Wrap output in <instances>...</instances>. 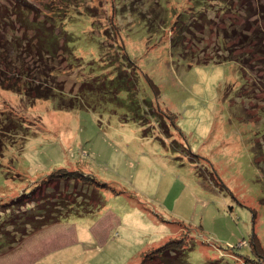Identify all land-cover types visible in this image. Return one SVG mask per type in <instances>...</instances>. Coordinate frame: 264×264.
Wrapping results in <instances>:
<instances>
[{"label":"rangeland","instance_id":"374dc122","mask_svg":"<svg viewBox=\"0 0 264 264\" xmlns=\"http://www.w3.org/2000/svg\"><path fill=\"white\" fill-rule=\"evenodd\" d=\"M158 1L123 0L129 3L122 7L114 6L112 0H0V10L4 4L16 13L17 6L25 3L34 9L27 11L29 15L41 21L67 8L60 20L80 14L87 24L90 16L93 28L87 31L104 38L106 51L100 59L91 44L76 41L77 57L88 69L76 56L71 61L60 52L49 64L54 69L51 77L35 78L30 73L22 80L19 69L12 77L1 76L0 113L21 117L25 130L8 138L0 156V204L19 195L29 181L53 166L78 167L109 185L92 187L104 202L93 201L87 211L76 213L80 207L64 222L26 235L11 230L17 237L7 239L19 240L0 254V264H141L152 257V251L183 235L196 242L189 252L190 264H264V86L258 82L260 91L254 92L255 73L247 71L252 81L246 85L236 64L217 65L218 59H213L209 65L196 66L173 53L170 43L179 26L195 18L196 9L203 10L197 5L204 8L207 3L165 0V26V11L157 18L150 6L153 3V9H158ZM125 11L127 15L120 18ZM239 11L212 14L217 17L212 25L216 28L212 33L207 29L205 39L212 50L206 57H216L217 30L224 21L227 25L243 22ZM147 24L156 34L152 40ZM8 26L15 30L14 37L31 32L19 17ZM70 33L80 38L82 32ZM124 46L143 73L131 101L107 87L99 93L113 73L91 71L95 66L105 69L106 60L121 59L118 49ZM228 50L222 49L220 57L228 56ZM27 57L21 60L25 68L44 70V64ZM256 59L248 62L264 78V64H254ZM26 82L33 84V89L27 86V97L10 88L12 83ZM25 88L21 91L26 93ZM53 89L64 92L66 99L71 95L72 102L84 109L72 108L69 100L58 105L45 97L54 94ZM248 91L255 101L246 96ZM145 100L165 111V129L158 118L145 113L146 124L131 119L130 104L139 107ZM57 186L38 188L37 201L56 196ZM60 189L65 192L64 205L81 195L78 191L68 196L67 188ZM119 191L124 193L115 195ZM6 224L0 220V234L5 233ZM158 259L148 264H162Z\"/></svg>","mask_w":264,"mask_h":264},{"label":"trees","instance_id":"16d2710c","mask_svg":"<svg viewBox=\"0 0 264 264\" xmlns=\"http://www.w3.org/2000/svg\"><path fill=\"white\" fill-rule=\"evenodd\" d=\"M164 1L165 0H159L157 2L159 7L158 9L156 6L155 9H153V3H151L150 6L152 7L153 14L157 18H162L160 17L161 12L162 10L165 11L163 21L166 23L167 20L165 18L168 9L166 8ZM195 1L198 4H201L202 2L207 4L204 8L201 5H197L203 10L200 12L199 9H196V17L193 18L194 16H192V18H189V20H186L185 23H182L179 26L177 32L173 36L174 41H171L170 43L171 51L175 54H178L180 58L189 60L192 65L196 66L209 65L213 63V59H218L217 65L224 63L236 64L243 76H245L244 79L246 85H250V80L252 81V79L247 77V71L250 73L254 72V92L260 91V85L258 82H261V84L264 86V78H260V75H258L259 72L256 71L253 66H251V64L248 62V59L250 58L254 60L257 58L254 64H264V0H247L248 4L245 3V5L243 4L245 0ZM128 3L129 2L123 3V0H117V2L116 0H112V4L114 6L119 4L123 7ZM24 4L21 6L22 8L17 6L18 12L16 13H12V10L8 9L4 4L1 5L3 10H0V17H2L0 18V78L2 75L4 77H12V75L16 73L15 71L17 69H19L20 74L18 77H20L22 80H24V75H28L30 73H33L35 78H41L44 76L51 77L54 69L52 68L53 65L49 66V64L51 59L53 60V58L57 57L60 52L68 56V60L70 59L73 61L72 58L74 56H76L78 60H82L77 57L76 54V41L91 44L90 46H93L100 59H103V56L105 57L106 51L103 47L104 38L99 34L97 35L94 34V32L87 31L89 26L91 29L93 28V22L90 21V16H87L86 18L87 24L84 20H82L84 15L80 14L76 16H67L64 20H60V14L64 13L65 16L66 12L68 11L67 8L66 11L64 10L61 13V10L58 11L59 14L57 13V16L54 15L55 18L47 17V20L41 21L39 17L32 18V16H30L27 11H33L34 9H32V7H27V5ZM238 9H240L239 13L241 14V19H244L243 22L227 25L224 21V27L218 28L217 30L219 37V47L216 48L217 55L216 57L209 59L208 55L206 57L205 54H209V52L212 50V45L207 43L205 35L208 33V28H210V33H212L211 31L216 28V26H212L215 24L213 21L215 18H217L213 17V15H225L226 13H230L232 10L236 12ZM121 14L122 15H120V18H122L124 14L127 15V12L125 11ZM16 15L19 17V22L26 23V30H31L30 33L26 32L22 37H19L20 35H16L15 37L13 36V34H15V30L12 28L13 25L10 28L8 25L13 23L14 20L18 18ZM14 16H16V18H14ZM255 18L257 19L255 20ZM208 24L210 26H208ZM63 25L65 26L63 27ZM77 25H79V28H76ZM166 25L167 23L165 26ZM147 28L151 40L154 39L156 34L151 33V26L147 24ZM74 30H79L82 32L79 35L81 36L80 38H76L72 33H70ZM120 39H123L122 35H120ZM229 44H233L232 48H236L234 49L235 51L232 48H229ZM226 48L229 49L228 56L226 55L224 58L220 57L222 49L226 50ZM249 50H251V53L248 52ZM240 52L242 53L239 55ZM118 53L121 54V59L118 57L114 61L106 60L105 69H103V67L100 68L95 66L93 69H91V71L97 69L100 75L105 72L113 73L112 78L107 83H105V87L101 88L99 93L103 94L107 87L108 90L114 91L115 94L120 92L126 94L131 101L132 96L134 97L138 93V83L139 79L143 76V73L130 58L125 46L122 47V49H118ZM26 55H28L27 59L33 58L36 61H34L35 64L39 63L37 61H40V63L44 64V70L41 71L40 66L38 68H34L31 65H27L25 68V64H21V60H25ZM83 64V67L87 68L84 61ZM7 70H10V72H7ZM28 76L31 77L30 75ZM25 78L27 79L26 76ZM147 80L152 89H154L158 94L159 90L154 85H152L148 78ZM20 82L21 80H19L18 83ZM18 83H12L10 88L13 87L14 90H17L18 94H20L23 98L27 97L30 91L27 86H31L30 89H33L32 82H26V84L24 83L22 86ZM25 86L26 93L21 91ZM245 89L247 88L244 87L243 91ZM249 92L250 91H248V93ZM246 96L253 99L251 97V93ZM45 97L57 101L58 105L61 104V101L69 100V104L72 108L84 109L81 103L75 105V103L72 102L73 97L71 95H69L68 99H66L65 93L57 89L54 90V94L51 96L45 94ZM88 98L94 100V96H88ZM156 98L158 97L156 96ZM141 106L137 107V105L131 103L128 107L129 115L132 120L140 121L143 124H146L147 120L143 116V113H145V115L149 116L150 118H158L157 120L158 123H160V127L163 129L166 128L165 119L167 115L165 111H160V108L157 109L154 103L148 100L143 101ZM18 118L19 119H15L11 114L8 115L6 112L0 113V156L2 157L5 151L4 149H6V145L8 144V138L11 136H20L19 134L25 130V124L20 120L22 118ZM168 118L173 120L176 118V116ZM24 136L26 138H30V135L27 133ZM260 151L263 152V150ZM65 166L61 168H55L53 166L46 169V171L41 172V176H37L39 178L36 181H29L30 186L19 195L7 201H2L3 203L0 204V220L3 223H7V228L4 227L5 233L0 234V254L10 250L18 243L19 239L15 241H11L9 238L7 239L9 236L12 238L17 237V235L13 234V231L11 230L16 229V233L18 235L20 233H24V235H26L28 231L33 232L35 229L47 226L53 222H64V220L69 218L70 214L74 215L73 212L80 207L81 210H77L76 213L87 211L86 207L91 205L90 203H93V201L94 203L97 201L104 202L103 196L101 198L100 195L96 194V191L92 187H95L96 185L99 188H107L109 187L108 184L100 182L97 178L92 176L91 173H84L78 167L68 170ZM19 177L27 180V178L21 175H19ZM53 183L58 185L57 189L55 190L56 196L52 195L50 197L46 195L45 199L40 197V200L37 201V198L35 197L37 189ZM63 186L64 188H67L66 195L70 196L71 194L78 193V191H81V195H75V201L68 205H64L62 203V194L65 192L61 191L62 189H60ZM70 190L73 191L70 192ZM123 193L124 192L119 191L116 192L115 195H120ZM183 226L185 229L192 231L187 226ZM195 244L196 242H194V240L192 242L188 241V238L185 235L178 239H172L166 245L155 251H152L150 253L152 254V257L146 256L147 258L144 259L141 264H148V262H150V260L153 261V258L156 256L159 258L158 261H160L162 264H190L188 262V256Z\"/></svg>","mask_w":264,"mask_h":264}]
</instances>
